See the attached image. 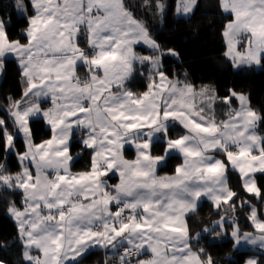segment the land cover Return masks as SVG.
<instances>
[{
  "label": "snow or ice",
  "instance_id": "6c2138e0",
  "mask_svg": "<svg viewBox=\"0 0 264 264\" xmlns=\"http://www.w3.org/2000/svg\"><path fill=\"white\" fill-rule=\"evenodd\" d=\"M195 4L196 0H181L180 11L187 15ZM17 6L23 7L22 0H17ZM33 7L36 15L29 20L26 45L8 40L0 20V58L16 55L27 81L24 96L37 98L26 106L16 101L15 110L10 111L27 148L18 158L22 164L33 165L35 175L27 164L15 176L5 173L0 165V187L24 193L25 209L12 206L9 212L17 220L25 260L29 264H81L90 249L110 246L113 250L123 248L120 264H131L129 258L140 255L145 247L153 258L136 264H214L211 256L201 261L192 251L191 242L200 233L190 235L186 218L198 214L204 197L217 208L232 201L235 211L236 193L227 186L229 163L247 177L245 190L264 198V192L248 176L249 172H264V137L256 132L261 117L246 107L243 94L234 91L231 95L241 108L230 112L228 120L217 122L214 113L204 115L203 104L195 103L197 96L202 101L207 98L209 111L215 97L208 95L207 88L197 93L190 84L181 86L179 81L169 80L162 57L178 53L162 50L124 0H33ZM221 7L233 16L223 33L229 46L226 55L236 67L260 65L264 62V0H221ZM157 8L163 11L162 4ZM82 29L91 55L76 43ZM246 36L250 37L247 50L236 51V44ZM138 43L152 49L153 55H136L133 45ZM78 61L89 67V79L76 76ZM135 62L150 65L149 91L139 96L124 87ZM99 70L103 75L97 74ZM49 96L54 107L42 110L39 98ZM224 102L229 103L230 97ZM37 115L47 120L53 132L42 144L31 139L29 119ZM170 121H179L187 134L172 139ZM74 125L87 130L82 143L93 149L91 171L78 175L70 172L73 157L68 142ZM0 133L5 149L14 150V135L3 119ZM125 143L135 144L136 160L124 159ZM157 143L164 145L162 156L152 155ZM254 150L259 155H253ZM174 151L183 155V166L176 168L175 176L158 177L157 166ZM210 151L222 152L227 163L209 155ZM112 170L119 171L120 183L109 191L102 177ZM250 219L262 235H241L232 223L228 227L232 228L234 246L243 240L253 245L259 242L264 249V221L257 219L255 207ZM204 232L226 236L224 217ZM32 248L40 250L43 259L31 256ZM245 264L258 261L250 259Z\"/></svg>",
  "mask_w": 264,
  "mask_h": 264
},
{
  "label": "trees",
  "instance_id": "16d2710c",
  "mask_svg": "<svg viewBox=\"0 0 264 264\" xmlns=\"http://www.w3.org/2000/svg\"><path fill=\"white\" fill-rule=\"evenodd\" d=\"M27 13L18 15L15 10L14 0H0V16L5 23L6 34L10 39H19L24 42L27 39L25 30L29 25V17L33 14L30 0H24ZM127 0V5H130ZM164 12L162 22L160 17H151L141 12L139 4L130 5L134 17L141 21L148 29L152 38L161 46V49H173L178 56L164 55L162 57L163 70L170 78L188 82L193 85L209 86L215 92L218 99L230 97L234 103L237 98L231 93H244L248 96L249 105L254 108L261 119L257 123V130L264 136V62L261 68L253 67L234 69L231 61L225 54L226 43L223 35L226 24L232 19L231 14L221 9L220 0H198L194 11L188 17L175 16L176 0H164ZM158 4V3H157ZM155 0H151V8L160 14ZM145 14V16H144ZM149 17V18H148ZM148 79L145 76L135 74L126 85L135 95H140L148 87ZM261 85L258 87L257 82ZM25 78L14 58L4 60L0 77V119L6 121L8 131L14 135L15 149L7 151L4 147L3 134L0 133V165L7 174L13 176L23 172L18 153L25 150L23 133H18L13 125L9 110L14 102L23 98ZM31 139L38 143L50 136L51 130L45 125L43 118H34L29 121ZM163 143H157L152 154H161ZM70 151L74 155L80 153L72 162L74 171L88 170L90 167L91 149L83 146L78 131H75L70 143ZM133 157V154L129 153ZM182 162L178 154L168 156L158 173L169 176L175 174L177 165ZM113 182L116 178L110 177ZM257 187L264 192V172L255 175ZM228 184L236 193L233 197L236 208L232 210V201L216 208L213 202L202 200L197 215L188 216L187 223L190 235L198 239L191 242L192 250L200 255L201 261H206L211 256L214 264H242L252 254L257 255L258 264H264V250L241 249L234 246V241L229 235L231 227L236 223L241 233L253 231L249 213L252 204L258 206L261 215V204L264 198H257L248 193L241 184L238 173L228 169ZM22 191L20 189H7L0 187V261L5 264H29L23 257L24 244L21 241L16 222L7 214L10 205L23 206ZM242 202H247L243 203ZM224 217L226 236L217 237L213 233H205V228H212L213 222ZM219 232L220 229L216 228ZM203 249V253H200ZM103 249L90 250L82 258L81 264H103ZM109 260L115 255L109 250L105 252Z\"/></svg>",
  "mask_w": 264,
  "mask_h": 264
},
{
  "label": "rangeland",
  "instance_id": "374dc122",
  "mask_svg": "<svg viewBox=\"0 0 264 264\" xmlns=\"http://www.w3.org/2000/svg\"><path fill=\"white\" fill-rule=\"evenodd\" d=\"M197 1L198 0H196V4H195V6L193 7V10H192V12L194 11V9H195V7H196V5H197ZM30 2H31V4H32V8H33V14L29 17V20H30V18H32L33 16H35L36 15V11H35V9H34V7H33V0H30ZM130 2V5H136V4H139L142 8H141V12H144L145 14H148L151 18L150 19H157V18H159L160 17V22H162V18H163V12H164V0H155V3L157 4H162L163 5V11L161 12L160 11V14L159 15H157L156 14V11H153L152 10V8H151V0H130L129 1ZM220 2H221V0H220ZM22 3H23V7H18L17 6V0H14V5H15V10H16V12H17V14L18 15H25L26 13H27V10H26V6H25V1L24 0H22ZM124 4H125V6L129 9V11H131L132 12V10L129 8L130 7V5H127V0H124ZM180 9H181V0H176V5H175V16L177 17V18H179V17H188V16H190L191 15V13H189V14H187V15H184V14H182V12L180 11ZM221 9H222V7H221ZM223 10V9H222ZM224 11V10H223ZM225 12V11H224ZM133 13V12H132ZM229 13V12H228ZM145 14H144V16H145ZM229 14H231V13H229ZM133 15H134V13H133ZM231 16H232V14H231ZM149 18V17H148ZM232 19H233V16H232ZM231 19V20H232ZM0 20H3L2 19V17L0 16ZM230 20V21H231ZM229 21V22H230ZM228 22V23H229ZM227 23V24H228ZM5 24V23H4ZM226 24V25H227ZM28 27H29V25L27 26V28H26V30L28 29ZM225 29H226V26H225V28H224V31H225ZM26 30H25V34H26ZM6 31V30H5ZM224 31H223V33H224ZM27 35V34H26ZM8 37V36H7ZM224 39H225V43H226V50H225V54L229 51V46H228V43H227V39L225 38V36H224ZM249 39H250V37H244V38H242L237 44H236V51H240V52H245L246 50H247V48H248V46H249ZM8 40H10V41H19V43L20 44H22V45H26V44H28V37H27V39H26V41H24V42H22V41H20L19 39H10L9 37H8ZM76 43H78L79 44V46H80V48H82V49H84L86 52H88L89 53V55H91L92 54V49H90L89 47H88V42H87V33H86V31H84L83 29L81 30V32L78 34V36H77V38H76ZM133 52L136 54V55H139V56H151V55H153V51H152V49H150L148 46H146V45H144L143 43H138V44H134L133 45ZM262 55H264V54H262ZM227 56V58L231 61V63H232V66H233V68L234 69H239V68H245V67H249V66H251V67H253L254 69H256V70H258V69H260L261 68V64L260 65H256V64H251V65H247V64H244V65H240L239 67H236V66H234V61H233V59L230 57V56H228V55H226ZM6 58H14L16 61H17V63H18V65H19V60H18V58L16 57V55L14 54V53H9V54H7L5 57H3V58H0V63H2V64H4V60L6 59ZM19 67H20V65H19ZM20 69H21V67H20ZM164 71V70H163ZM2 73V71H0V74ZM22 73V72H21ZM135 73H139L138 75H140V76H145V78L146 79H148V81H146V83L148 84V87L145 89V91H143V92H141L140 93V95H142L143 93H145V92H148L149 91V83L151 82L150 81V65L146 62V63H144V64H140L139 62H135V64H134V71H133V74H132V76H134L135 75ZM97 74L98 75H103V73H102V70H99L98 72H97ZM90 75H91V73L89 72V67L87 66V65H84L82 62H77V66H76V76L77 77H79L81 80H87V79H89V77H90ZM132 76L128 79V80H130V79H132ZM167 76V75H166ZM168 77V76H167ZM169 78V80H172V81H179L180 82V84H181V86L183 85V84H190V83H188V82H185V81H182V80H179L178 78H170V77H168ZM156 79L158 80L159 78L158 77H156ZM127 80V81H128ZM190 85H192L193 86V88L196 90V92L197 93H200V90L201 89H204V88H207L209 91H208V95H210V96H214L215 97V99H214V101H212V106H211V111H209V109H208V107H207V105H208V100H207V98L205 97L204 99H203V101L201 100V97L198 95L197 96V98H196V101H195V103L199 106V105H201V104H203V106L205 107V113H204V115H206V116H210V115H212L213 113H214V118H215V120L217 121V122H220V121H226V120H228L229 119V113L230 112H233V111H239L240 110V108H241V104H240V101L237 99V103H234L233 101H232V99H230V102L229 103H225L224 102V98H222V99H218L216 96H215V92H214V90L212 91L210 88H209V86H202V85H193V84H190ZM261 85V82L260 81H258L257 82V86L259 87ZM124 87H125V85H124ZM26 88H27V81H26V79H25V85H24V89H23V95H24V92H25V90H26ZM112 91L113 92H115L116 91V88H113L112 89ZM134 93V92H133ZM239 94H243L246 98H247V105H246V107H248V108H250L252 111H254L258 116H259V114H258V112L254 109V108H252L250 105H249V101H248V96H247V94H244V93H239ZM134 95H135V93H134ZM136 96H139V95H136ZM25 98V96H23V98L21 99L22 100V102L24 101V103H25V105L24 106H26V103H30V102H32V101H34V100H36L37 98H28V99H24ZM28 100H30L29 102H28ZM39 103H40V107H41V109L42 110H48V109H52L53 107H54V105L52 104V101H51V97L49 96V97H41V98H39ZM15 110V108L14 107H12L11 108V110L10 111H14ZM10 113V112H9ZM43 118V120H44V122H45V125L46 126H48L49 128H50V130H51V125L50 124H48V122H47V120L42 116V115H37V116H33V117H31L30 119H29V121L31 120V119H34V118ZM170 123V125H171V127L169 128V136L172 138V139H175V138H178V137H180V136H183V135H185V134H187V130L183 127V125L182 124H180L179 123V121H170L169 122ZM257 123H258V121H257ZM75 131H78V136H79V138H80V140H81V142L84 140V139H86L87 138V130H85V129H81V128H77L75 125L73 126V132H72V135L70 136V138H69V153H70V155L73 157V159H72V161L70 162V172L73 174V175H78V174H81V173H86V172H90L91 171V168H92V158H93V149H91V155H90V167H89V169L88 170H81V171H74L73 169H72V167H71V165H72V162H73V160L76 158V157H78V155L80 154V153H76V154H72L71 153V151H70V143H71V139L73 138V134H74V132ZM256 132H257V134L258 135H260V136H262V137H264L262 134H260L259 132H258V130H257V125H256ZM52 135H53V132H52V130H51V134H50V136L48 137V138H46V139H43V140H41L40 142H38V143H35V144H42V143H44L45 141H47V140H49V139H51L52 138ZM23 138H24V142H25V137H24V134H23ZM34 143V142H33ZM83 144V143H82ZM25 146H26V144H25ZM83 146H84V144H83ZM159 148H161V149H163V152H161V154H158V155H160V156H162V155H164V145H163V147L161 146V145H159ZM27 150V148L25 147V150L23 151V152H25ZM232 150H236L235 148H233ZM22 152V153H23ZM129 153L131 154H133V157L132 156H129ZM122 154H123V157H124V159H126V160H129V161H134V160H136L137 159V150H136V147H135V144L134 143H131V144H129V143H125L124 145H123V148H122ZM173 154H178V155H180L181 153H179L178 151H174V152H172V154L171 155H173ZM152 155H154V156H158V155H156V154H152ZM182 155V154H181ZM180 155V156H181ZM209 155H212L215 159H220V160H224L226 163H227V158H226V156L222 153V152H220V151H210L209 152ZM253 155H259V152H258V150H254L253 151ZM250 159V158H249ZM166 162V161H165ZM25 164H27V166H28V168H29V170L33 173V175H35V167L33 166V165H31L29 162H27V161H25L23 164L21 163V165H22V170L24 169V166H25ZM162 165H164V164H162ZM162 165H159V166H157V169H156V175L158 176V177H161V176H164V177H168V175H166V174H162L161 176H160V174H158V170H159V168L162 166ZM228 169H230V170H234V171H236L237 173H238V175H239V177H240V181H241V184H242V186L244 187V182H245V179H247V177H244V176H242V174L240 173V171L238 170V169H234L233 167H232V165L229 163L228 164ZM114 172H115V174H117L118 176H119V181H118V183H112V182H110V179H108L107 177L105 178V176H104V181L106 182V184L109 186L108 187V190L109 191H112V190H114V188H115V186L116 185H118L119 183H120V173H119V171H116V170H114ZM257 172H260V171H256V172H249L248 173V176H250L251 178H253L254 180H255V175H256V173ZM48 173H49V175H50V177L52 176V171L51 170H48ZM226 176H227V186H228V188L230 189V187H229V184H228V170H227V173H226ZM169 177H172V176H169ZM255 182H256V180H255ZM257 185V184H256ZM244 189H245V187H244ZM22 190V189H21ZM231 190V189H230ZM23 191V190H22ZM232 191V190H231ZM24 193H23V197L21 198V201L23 202V206H17V205H10L8 208H7V214L8 215H10L11 216V218L16 222V224H17V220L12 216V214L9 212V208L10 207H12V206H15V208H17L18 210H20V211H23L24 209H25V207H26V205H25V203H24ZM202 200H209L207 197H204V198H202ZM201 200V201H202ZM201 201H200V203H201ZM209 201H211V200H209ZM212 202V201H211ZM215 206V205H214ZM252 207H255V209H256V211H257V219L258 220H260V221H264V201L262 202V204H261V209H260V211H261V215H260V212H259V209H258V206L256 205V204H252V206H251V208H250V213H249V217H250V214H251V209H252ZM115 208V207H114ZM217 208V207H216ZM221 218H218L216 221H218V220H220ZM226 220V219H225ZM251 220V223H252V225H253V227H254V230L253 231H244L243 233H241L240 232V230H239V232H240V234L241 235H243V234H245V233H248V234H251V236H254V237H259L260 235H262V233H260L259 232V230L258 229H256V227L254 226V224H253V221H252V219H250ZM236 224V223H235ZM237 225V224H236ZM18 226V225H17ZM238 226V225H237ZM239 228V227H238ZM231 231H232V228H231V230H230V232H229V235L231 236ZM233 239V238H232ZM24 244V243H23ZM96 247H99V246H96ZM236 247L237 248H241V249H254V250H256V251H260V250H264V249H262V248H260V246H259V242L257 243V244H255V245H253V244H249V243H247L246 241H241V243L239 244V245H236ZM24 250H25V247H24V249H23V253H24ZM91 250V249H90ZM89 250V251H90ZM145 251L146 250H148V254H145V256L143 255V257L140 259L141 261H148V260H150L151 258H153V254L151 253V250L150 249H147L146 247H145V249H144ZM144 250H142L141 251V254L144 252ZM193 251V250H192ZM194 252V251H193ZM30 255L31 256H33V257H38V258H40V259H43V253L40 251V250H38V249H36V248H32L31 249V251H30ZM24 257V256H23ZM25 259V258H24ZM250 259H253V260H256L257 261V255L256 254H252V255H250L249 257H247L246 258V260L245 261H247V260H250ZM25 261H27V260H25ZM245 261L242 263V264H245ZM28 262V261H27ZM29 263V262H28ZM3 264H5V263H3Z\"/></svg>",
  "mask_w": 264,
  "mask_h": 264
},
{
  "label": "crops",
  "instance_id": "0c3cea01",
  "mask_svg": "<svg viewBox=\"0 0 264 264\" xmlns=\"http://www.w3.org/2000/svg\"><path fill=\"white\" fill-rule=\"evenodd\" d=\"M135 74H139V73H135ZM0 77H1V74H0ZM127 82V81H126ZM125 88H127V89H129V87L126 85V83H125ZM129 90H131V89H129ZM132 91V90H131ZM133 92V91H132ZM24 99H28V98H24ZM18 101H20L21 102V106H24L25 105V103H24V101L22 102V100L20 99V100H18ZM30 100H28V102H29ZM11 110V109H10ZM10 110H9V112H10ZM41 118V117H40ZM181 155V154H180ZM181 157H182V162L179 164V165H177V167H181V166H183V164H184V157H183V155H181ZM21 163V162H20ZM22 166V165H21ZM176 167V168H177ZM258 173V172H257ZM159 174V173H158ZM162 174H160V176H161ZM167 175V174H166ZM176 175V170H175V174L174 175H171V176H175ZM108 178V179H110V182H112V183H118V181H119V176L117 175V174H115V172H114V170H112V171H109L108 172V174L105 176V178ZM110 177H113V179H114V177L116 178V180H115V182H113L112 180H111V178ZM161 177H164V176H161ZM167 177V176H166ZM168 177H169V175H168ZM102 179L104 180V177H102ZM21 190V189H20ZM22 191V190H21ZM22 193H23V191H22ZM22 197H23V195H22ZM115 206H113V210H115V208H114ZM22 241V240H21ZM23 242V241H22ZM105 249V250H109L110 251V253L111 254H116V252H117V250L119 249H116V250H113V249H111V247L109 246L108 248H104V247H94V248H92L91 250H93V249ZM145 254H148V250H144V252L142 253V254H140V255H138V259H139V261H141L140 259L143 257V255L145 256Z\"/></svg>",
  "mask_w": 264,
  "mask_h": 264
},
{
  "label": "built area",
  "instance_id": "2783aa9c",
  "mask_svg": "<svg viewBox=\"0 0 264 264\" xmlns=\"http://www.w3.org/2000/svg\"><path fill=\"white\" fill-rule=\"evenodd\" d=\"M103 264H120V256L123 255V248H119L115 255H113L110 260L108 255L105 253L106 250H103ZM131 261V264H136V262L139 260L138 255H134L129 258Z\"/></svg>",
  "mask_w": 264,
  "mask_h": 264
}]
</instances>
